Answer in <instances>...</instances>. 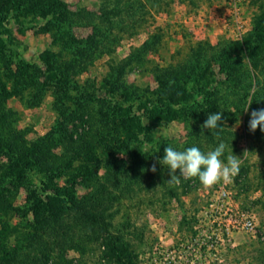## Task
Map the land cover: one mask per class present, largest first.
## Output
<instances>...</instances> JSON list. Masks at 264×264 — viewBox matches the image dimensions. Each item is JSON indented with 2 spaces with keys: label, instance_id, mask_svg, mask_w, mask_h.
Instances as JSON below:
<instances>
[{
  "label": "rangeland",
  "instance_id": "374dc122",
  "mask_svg": "<svg viewBox=\"0 0 264 264\" xmlns=\"http://www.w3.org/2000/svg\"><path fill=\"white\" fill-rule=\"evenodd\" d=\"M53 1L28 0L26 10L11 11L0 27L8 31L0 36V232L7 225L22 239L30 231L27 199L41 184L29 177L8 186L7 147L17 156L24 145L54 134L43 145L56 173L92 169L97 158L125 166V177L102 195L91 213L96 220L70 214V231L39 232L36 249L25 253L33 264H122L120 254L137 264H264V132L248 128L251 112L264 108V54H257L261 37L254 38L264 0H60L74 14L49 31L39 11ZM61 36L80 42L64 47L54 42ZM249 48H257L249 52L256 59L245 55ZM46 61L65 70L60 84ZM173 80L193 109L160 123L151 144L130 140L127 153L112 156L110 147L124 138L109 121L133 128L134 121L120 119L133 111L147 124L144 104L157 101L161 83ZM123 85L137 93L131 106L116 91ZM216 112H222L218 135L201 128ZM221 142L227 145L221 159L242 160L230 183L205 188L181 177L170 184L168 168L158 163L166 146L207 153ZM94 171L97 184L67 175L55 184H75L78 198H91L106 184L105 167ZM246 218L253 230L243 227Z\"/></svg>",
  "mask_w": 264,
  "mask_h": 264
},
{
  "label": "trees",
  "instance_id": "16d2710c",
  "mask_svg": "<svg viewBox=\"0 0 264 264\" xmlns=\"http://www.w3.org/2000/svg\"><path fill=\"white\" fill-rule=\"evenodd\" d=\"M0 4V27H3L4 22L8 18L11 11L26 10L28 8V0H2ZM39 14L47 20V30L53 31L54 28L59 29L62 25L66 24L69 21L68 16L74 13L70 11L67 4L63 3L60 0H54L45 10L40 9ZM54 21L56 22L55 24L52 23ZM18 27L23 28L24 25L22 23H18ZM66 32L67 31H65L63 35H66ZM3 34H8V31L6 30L4 32L0 29V36H2ZM260 37L262 40L259 44L260 47L258 49L256 48L258 50L257 54L259 56L261 54H264V16L263 20L257 24V27H255L254 38L260 39ZM64 38L65 37L61 36L59 37V39H54V42L56 44H59L60 42L62 44L64 43V47L68 44L73 45L80 42L76 37L71 36L70 38H68L69 40H64ZM262 46L263 50L260 51V48ZM256 49H244V53L247 57L256 59L257 56H252L251 53H249L250 50L257 51ZM224 58L225 61L223 62H225L226 64L227 57ZM44 63L47 66L49 65L48 61ZM48 71L49 74L52 75V78L56 79L57 84H60L62 77H65V70L63 71L61 68H58L56 66H48ZM161 84L162 86H159L157 101L150 100L148 103L144 104V107L147 109L146 117L149 121L147 124L143 119L144 116L141 117L131 115L133 111H129L130 109L128 111L131 113H128L127 117H121L120 119L125 118V120L127 121H134L133 128L126 127V122H121L120 126H123L125 128L120 127V129L119 125L117 127L116 125H114V123H111L109 121L110 124H113L112 129L114 130L115 134L121 135L124 138H122L124 141H122L121 146L118 144L117 148L113 147L114 145L110 147V153L112 156H115L119 152L127 153L129 151V146H131L130 140H134L140 145H144L145 143L151 144V133L154 128H157L163 121H169L177 117L179 111H191L193 109V104L191 105L188 102L189 93L180 89L182 83H178L173 80L172 85H169L170 83L167 82ZM117 87L118 88H116V91L122 92V96L125 102L124 104H129V102H131L130 104L132 105V101H135L137 99V93L134 91H126L127 89L124 85L123 87ZM63 90L66 91V88H64ZM120 106L121 104L119 105V109L123 111L124 109H121V107L123 108V105L121 107ZM108 119L115 121L114 117H110ZM120 119L118 122H120ZM53 138L54 134H51L47 138L39 139L37 142L32 144V146L26 144L22 148H20L17 156H13L12 149H9L7 147L6 154L10 159V163L8 164V166H6V177L7 179H10L8 186L14 187V182H17L21 179H27L29 177L37 178L38 181L41 182V184L37 185L36 189L30 191L28 195L29 197L27 199V203L30 206L28 212L32 214L33 218V220L30 221L29 225L30 231L22 239H20V237L15 235L13 228L7 227V225L6 227L5 225L1 227L2 231L0 232V264H33L35 258L31 256V252L27 253V255H25V253L28 250L31 251L36 249L34 241H36L35 238H39V232L54 235L57 233H63L65 230L70 231V226L65 220V216L70 214H81L83 217L89 216L93 217V219L96 220V216H92L93 214L91 213L92 211H94V209H96V207H99L101 205V200L103 199L102 195L106 193L110 194V191L108 189L109 186H118L121 178L125 177V166L118 165V167H115V164L113 162L110 164L105 162L103 164L101 162V159L97 158H95L93 161L90 160L92 163V169L90 168L84 171L85 167H76L74 170H71L70 167V171H62L65 170L62 169L60 173H56L48 165V159L46 157V154L44 153L45 146L43 145L46 140H49L50 142V140L52 141ZM121 147L123 148L122 150ZM136 152V155L142 154L141 149H138ZM112 156L110 157V154H107L106 158L108 157L109 159H111ZM102 166L105 167L106 171V184L101 187V192H99L98 195L94 197H83V199L81 200L76 196V188L74 186L75 184L68 187H61L55 184L56 179H59L61 178V176L65 175L71 178H79L82 181L87 180L90 182L91 180H94L92 182L94 184L95 182H98L99 179V177L95 176L94 170H98ZM42 174L43 177H38V175ZM126 186H128L127 189H129V185L126 184ZM0 196L2 197V195ZM111 196L112 195H110L109 197ZM88 211L90 212V214ZM9 232L12 236H14V243L9 242L11 237V235L8 234ZM118 261H122V264H137L135 258L128 257L127 259H124L121 254L119 255Z\"/></svg>",
  "mask_w": 264,
  "mask_h": 264
},
{
  "label": "clouds",
  "instance_id": "9594fccd",
  "mask_svg": "<svg viewBox=\"0 0 264 264\" xmlns=\"http://www.w3.org/2000/svg\"><path fill=\"white\" fill-rule=\"evenodd\" d=\"M251 104L250 102L245 112L248 111ZM221 120L222 112L209 114L201 128L213 131L214 134L218 135L219 131L223 129L220 124ZM248 128L253 133L257 128L264 132V108L251 112ZM226 148L227 145L223 142L207 153L201 151L197 146L188 147L183 151L176 150L172 146H166L163 157L158 163L168 168L171 177L168 181L170 184H179L181 177L184 179L195 178L205 188H211L220 182L230 183L232 178L239 173L241 158L230 154L226 157V162L221 159ZM151 171L156 172V164L152 165ZM177 171H179V175L176 174Z\"/></svg>",
  "mask_w": 264,
  "mask_h": 264
},
{
  "label": "built area",
  "instance_id": "2783aa9c",
  "mask_svg": "<svg viewBox=\"0 0 264 264\" xmlns=\"http://www.w3.org/2000/svg\"><path fill=\"white\" fill-rule=\"evenodd\" d=\"M223 194L225 195L226 192H223ZM246 221L243 224V227L247 228L248 230H253L254 229V223L253 220L251 219H245Z\"/></svg>",
  "mask_w": 264,
  "mask_h": 264
}]
</instances>
